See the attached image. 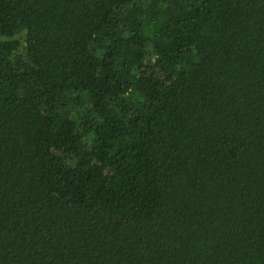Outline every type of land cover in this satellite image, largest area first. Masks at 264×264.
Instances as JSON below:
<instances>
[{
    "label": "trees",
    "instance_id": "1",
    "mask_svg": "<svg viewBox=\"0 0 264 264\" xmlns=\"http://www.w3.org/2000/svg\"><path fill=\"white\" fill-rule=\"evenodd\" d=\"M0 264H264V0H0Z\"/></svg>",
    "mask_w": 264,
    "mask_h": 264
}]
</instances>
